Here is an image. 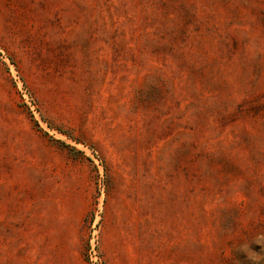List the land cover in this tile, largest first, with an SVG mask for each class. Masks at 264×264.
<instances>
[{"label":"rangeland","instance_id":"374dc122","mask_svg":"<svg viewBox=\"0 0 264 264\" xmlns=\"http://www.w3.org/2000/svg\"><path fill=\"white\" fill-rule=\"evenodd\" d=\"M0 264H264V0H0Z\"/></svg>","mask_w":264,"mask_h":264}]
</instances>
